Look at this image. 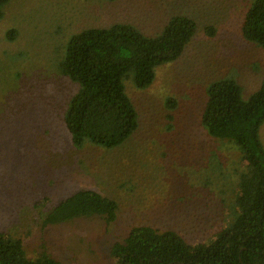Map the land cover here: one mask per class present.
Wrapping results in <instances>:
<instances>
[{"label":"rangeland","instance_id":"obj_1","mask_svg":"<svg viewBox=\"0 0 264 264\" xmlns=\"http://www.w3.org/2000/svg\"><path fill=\"white\" fill-rule=\"evenodd\" d=\"M252 1L6 3L0 18V232L20 239L31 259L46 253L64 264H116L109 248L134 227L173 231L193 245L227 225L243 164L236 147L206 134L200 116L211 82L234 79L243 100L260 86L264 52L240 33ZM177 15L196 23L181 56L157 67L146 89L135 88L131 74L123 80L137 130L112 149L73 147L63 116L77 86L56 68L69 37L117 23L154 36ZM206 26L214 29L211 37L203 33ZM258 135L264 147V121ZM81 189L114 199L115 220L92 216L43 225L55 203Z\"/></svg>","mask_w":264,"mask_h":264},{"label":"trees","instance_id":"obj_2","mask_svg":"<svg viewBox=\"0 0 264 264\" xmlns=\"http://www.w3.org/2000/svg\"><path fill=\"white\" fill-rule=\"evenodd\" d=\"M9 1L0 0V18L2 7ZM195 33L194 20L177 15L154 36L124 23L71 35L56 68L77 86L63 116L72 146L81 148L88 143L112 149L133 135L138 115L123 80L131 74L135 88H148L155 69L177 60ZM203 33L211 37L214 29L206 26ZM240 33L246 42L264 52V0L251 2ZM12 36L13 32H8L7 38ZM261 73L259 88L247 100L242 99L240 86L229 77L211 82L205 91L200 125L209 137L236 147L243 164L227 225L207 242L193 245L173 231L134 227L122 242L109 248L116 264H264V147L258 135L264 121V65ZM165 106L173 110L175 103L167 99ZM167 119H172L171 115ZM116 211L114 199L81 189L55 203L45 213L43 225L92 216L111 223ZM0 264L64 263L46 253L28 258L20 239L0 232Z\"/></svg>","mask_w":264,"mask_h":264}]
</instances>
